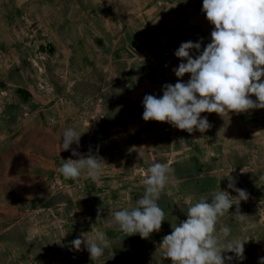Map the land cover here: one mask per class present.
Here are the masks:
<instances>
[{
    "label": "rangeland",
    "instance_id": "1",
    "mask_svg": "<svg viewBox=\"0 0 264 264\" xmlns=\"http://www.w3.org/2000/svg\"><path fill=\"white\" fill-rule=\"evenodd\" d=\"M202 7L203 0H0V23L12 40L0 37V119L10 125L0 126V194L30 192L37 206L30 216L50 226L63 214V202L77 201L82 220L69 230L106 233L118 227L113 213L134 208L144 195L141 181L152 164L173 169L176 183L158 200L165 212L162 234L130 244L147 250L141 256L117 252L114 258L108 246L103 264H172L161 244L187 219L185 199L210 200L219 190L237 197L228 188L230 174L249 198L233 199L217 228L228 226V240L247 242L244 258L225 252L232 257L225 264H260L264 258V109L202 113L211 125L205 133L143 119L146 95L162 97L165 84L190 79L174 72L186 63L175 55L180 45L200 42V51L191 52L195 58L211 43L214 25ZM81 34L95 42L98 60L82 78L69 63ZM17 117L29 126L13 127ZM68 128L81 134L80 143L63 151ZM73 150L104 159L98 180L63 177L64 160L80 158ZM237 207L243 220L232 215Z\"/></svg>",
    "mask_w": 264,
    "mask_h": 264
},
{
    "label": "clouds",
    "instance_id": "2",
    "mask_svg": "<svg viewBox=\"0 0 264 264\" xmlns=\"http://www.w3.org/2000/svg\"><path fill=\"white\" fill-rule=\"evenodd\" d=\"M202 11L214 25L211 43L201 54L193 58L195 49L200 51V42H183L175 52L182 61L174 69L178 78L190 74L187 83L178 81L163 86L162 97L146 95L143 99V119L145 121L166 122L180 130L205 133L211 127L202 113L225 112L245 113L252 109H264V0H203ZM257 100H253L251 96ZM81 134L68 128L62 139L63 151H68L73 143L79 146ZM78 159L64 160L59 171L65 179L78 180L82 175L93 181L103 174L104 159L91 154L87 157L72 151ZM173 169L167 163L152 164L141 181L145 185L144 195L136 201L134 208L115 211L114 223L126 234H139L148 239L162 228L165 212L158 200L169 184H175ZM228 188L238 193L233 197L229 192L219 190L210 200L202 198L192 203L185 199L187 219L173 227L171 234L163 237L161 247L172 264H225L232 257L225 252L235 253L244 258V244L247 241L227 238L231 228L217 224L233 206V199L247 200L249 194L235 187L228 176ZM236 205H239L236 204ZM182 210L183 207H181ZM243 220L239 207L232 214ZM99 219V216H98ZM71 242L74 249L87 248L91 259H99L110 244L104 233L89 237L82 233ZM260 264H264L261 258Z\"/></svg>",
    "mask_w": 264,
    "mask_h": 264
},
{
    "label": "crops",
    "instance_id": "3",
    "mask_svg": "<svg viewBox=\"0 0 264 264\" xmlns=\"http://www.w3.org/2000/svg\"><path fill=\"white\" fill-rule=\"evenodd\" d=\"M1 22V21H0ZM0 37L7 44H11L8 34L0 23ZM16 42V41H15ZM97 49L95 42L88 36L81 34L69 53V63L71 71L82 78L97 65ZM21 95V92H18ZM16 110L13 112L15 113ZM18 115V113H17ZM18 126H29L28 119H17ZM0 126H10L4 118L0 119ZM257 129V128H256ZM264 143V140H262ZM29 157L35 158V153ZM31 193H14L10 196L0 194V264H103L101 259H91L87 248L82 245V250L77 251L71 244L77 237L81 236V228H68L72 223L78 224L82 220V215L77 212L76 202H63V214L58 218H51L53 225H44V220L39 221L34 216H30L37 208L34 201L30 198ZM74 209V210H72ZM59 220V221H58ZM63 223V228L53 229L58 224ZM160 231L154 232L148 239H153L162 234ZM99 231L88 235L94 237ZM110 241L107 249L109 256L116 257L117 252L120 255H132L134 253L140 256L145 253L144 249L130 247L131 243L144 240L139 234H126L115 227L104 233ZM57 241L60 242L57 244ZM118 245V246H117ZM129 247L130 249H126ZM160 251V250H159ZM160 252H165L162 249ZM109 264H116V260L109 261Z\"/></svg>",
    "mask_w": 264,
    "mask_h": 264
}]
</instances>
